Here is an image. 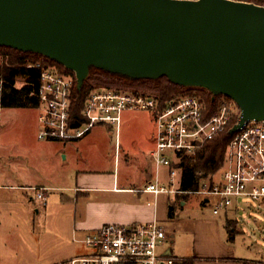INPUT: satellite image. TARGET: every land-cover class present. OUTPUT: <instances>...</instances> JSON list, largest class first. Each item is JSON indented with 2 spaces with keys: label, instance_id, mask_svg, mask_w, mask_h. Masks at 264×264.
<instances>
[{
  "label": "water",
  "instance_id": "95a60500",
  "mask_svg": "<svg viewBox=\"0 0 264 264\" xmlns=\"http://www.w3.org/2000/svg\"><path fill=\"white\" fill-rule=\"evenodd\" d=\"M0 48L71 72L167 81L231 99V137L264 123V6L235 0H0ZM206 202V201H205Z\"/></svg>",
  "mask_w": 264,
  "mask_h": 264
},
{
  "label": "built area",
  "instance_id": "2783aa9c",
  "mask_svg": "<svg viewBox=\"0 0 264 264\" xmlns=\"http://www.w3.org/2000/svg\"><path fill=\"white\" fill-rule=\"evenodd\" d=\"M45 59L29 64L38 70V141L73 143L96 128L105 127L118 135L127 112L152 116L155 148L151 153L156 169H169L168 183H149L144 193L167 195L171 203L183 198L201 197L218 215L239 200L264 202V123L247 122L230 138L224 165L213 180L203 181L197 189L184 191L179 176L182 159L197 153L209 141L237 123L240 110L226 97H217L213 111L196 94H182L162 101L160 93L96 88L90 92L78 114L74 115L76 80L45 64ZM3 81L0 78V91ZM212 100V97H211ZM78 115V116H76ZM35 200L45 203L48 190L33 188ZM214 198V204L211 201ZM206 201V202H205ZM165 229L157 223L137 226L107 225L85 237L83 243L92 253L65 264H174L160 256L166 241Z\"/></svg>",
  "mask_w": 264,
  "mask_h": 264
},
{
  "label": "crops",
  "instance_id": "0c3cea01",
  "mask_svg": "<svg viewBox=\"0 0 264 264\" xmlns=\"http://www.w3.org/2000/svg\"><path fill=\"white\" fill-rule=\"evenodd\" d=\"M123 118L124 115L117 136L106 128L115 141L114 163L99 156L94 146H87L88 141L84 143L92 131L84 139L73 143H49L52 144L50 146L58 147L63 162L70 164L73 169L68 175L58 177V183L48 179L47 165L43 162L34 163L27 156L22 157L14 152L6 164L2 165L0 162V188L13 192L12 198L8 195L0 199V264H65L71 259L90 255L92 251L83 241L86 236L104 226H137L154 222L165 229L167 236L158 252L160 256L173 259L174 264L190 260L191 264H250L243 259L234 258V251L227 238L221 236L217 221L191 220L180 216L188 205V198L173 205L171 216L170 206L174 203H171L167 195L155 196L143 192L145 186L155 180L160 185H166L169 169H156L152 161L155 128L150 137H144L140 130L134 131L136 134H130L132 131L128 130L129 133L124 134L125 139H122ZM132 136H137L138 139L133 140ZM121 155H124V159H121ZM163 168L166 180L161 174ZM181 168L179 176L182 185L183 164ZM33 188L48 190L45 203L35 200ZM51 191L70 193L60 197L64 202L70 203V207L48 210V193ZM28 192L34 194L28 195ZM30 202L44 205V208L35 209L36 215L42 213L44 223L38 232L39 237L43 241L45 238L52 243L56 241L54 245L59 242L60 245L49 250L42 241L31 244L27 240L18 239L22 217L26 216L24 221L31 224L33 232L35 231V220L29 215ZM17 205L22 208V217L18 216ZM180 232L191 234V254L183 253L174 246L175 237ZM23 247L28 252L23 251L21 254ZM65 250L69 253L66 254Z\"/></svg>",
  "mask_w": 264,
  "mask_h": 264
},
{
  "label": "rangeland",
  "instance_id": "374dc122",
  "mask_svg": "<svg viewBox=\"0 0 264 264\" xmlns=\"http://www.w3.org/2000/svg\"><path fill=\"white\" fill-rule=\"evenodd\" d=\"M8 54L0 53V67L3 63L9 64ZM23 83L18 81L16 83L17 88H21ZM186 91V90H185ZM128 130L132 134L134 131L140 130L144 137H150L154 132V123L152 117L145 112H127L124 114L122 125V139H125L124 134H127ZM39 132L38 123V110L37 109H1L0 108V162L2 165L6 164L8 158L12 153H16L22 157L27 156L34 163L40 162L47 167V173H49L48 179L52 182L58 183V177L61 175H68L71 169V165L63 162L62 157L58 153V147L50 146L49 142H43L37 140ZM105 132V135L103 133ZM121 133V134H122ZM129 133V132H128ZM134 132L133 134H136ZM106 128H97L93 130L89 136L87 146H94L99 156L106 158L107 162L114 163L115 155V141L114 137L110 135ZM133 140H137V136H132ZM54 145V144H53ZM62 145V143H61ZM123 147V143L121 144ZM83 146V143H82ZM11 149V150H10ZM124 159V155H121V159ZM64 166V169L62 168ZM108 167V166H107ZM154 169V168H153ZM45 174V173H44ZM162 177L165 179V169H161ZM219 175V174H218ZM216 174V176H218ZM166 180V179H165ZM2 186V183H0ZM17 192H15L16 194ZM18 194V193H17ZM26 195V193H24ZM28 195L34 194L28 192ZM70 193L64 191H51L48 193L47 207L49 209H67L70 207V203L61 200L62 195H69ZM12 198L13 192L5 191L0 188L1 197L8 196ZM188 205L184 212L180 216L182 218L191 220H215L219 223L221 229V236L227 238V242L234 251V258L243 259L250 264L254 262H260L264 264V202H253L248 200H239L235 202L233 206L227 210L221 211L218 215L213 214L212 206L202 203L204 201L201 197L188 198ZM214 204L215 199L211 198ZM5 202V201H4ZM7 202V201H6ZM39 203V202H38ZM38 203L30 202L28 209L30 210L31 219L35 220L33 232L32 225L26 223L22 217L23 213L17 205L18 216L22 217V222L19 225V237L21 241L27 240L31 244L34 242H41L49 250L55 248L53 246L60 245L55 244L56 241L47 240L39 237V231L44 226L42 213L36 215L35 209L38 207L44 208V205H37ZM22 209V208H21ZM53 219L50 218L51 221ZM229 221L232 223L228 224ZM48 224V226H50ZM72 241V239H71ZM52 243V244H51ZM193 240L190 233L180 232L175 237L174 246H177L183 253L191 254ZM27 251L25 247L20 250ZM66 254L69 253L65 250ZM30 255V254H29ZM189 256V255H187ZM20 264H25L21 262Z\"/></svg>",
  "mask_w": 264,
  "mask_h": 264
},
{
  "label": "trees",
  "instance_id": "16d2710c",
  "mask_svg": "<svg viewBox=\"0 0 264 264\" xmlns=\"http://www.w3.org/2000/svg\"><path fill=\"white\" fill-rule=\"evenodd\" d=\"M264 6V0H235ZM7 53L9 64L3 63L0 67V78L3 81L0 91L1 109H37L38 108V88L39 71L28 69L26 66L42 60L41 57L33 54L20 53L8 48H0V53ZM45 64L55 67L60 73L73 75L56 63L46 60ZM21 81L23 86L16 87V83ZM96 88H113L134 91L135 93H160L162 101H170L182 94H196L210 111L216 108L217 102L212 103L211 95L204 91H185L170 84L163 78L157 83L132 82L118 78L101 71H95L89 80L84 84L82 91L75 92L74 115L78 114L83 107L86 96ZM78 116V115H76ZM227 131L218 135L213 140L206 143L197 153L182 159L183 174L181 188L184 191L197 189L199 185L208 179L213 180L223 168L226 146L230 141ZM179 201L171 204L170 213L174 211V206ZM174 205V206H173ZM231 222H228L230 224ZM227 224V225H228ZM192 261H184L181 264H191ZM179 264V263H176Z\"/></svg>",
  "mask_w": 264,
  "mask_h": 264
}]
</instances>
